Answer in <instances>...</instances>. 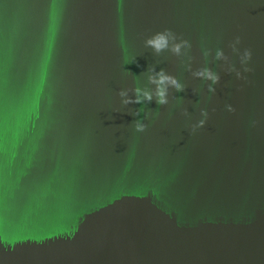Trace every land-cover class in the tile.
<instances>
[{
    "label": "water",
    "instance_id": "water-1",
    "mask_svg": "<svg viewBox=\"0 0 264 264\" xmlns=\"http://www.w3.org/2000/svg\"><path fill=\"white\" fill-rule=\"evenodd\" d=\"M0 264H264V0H0Z\"/></svg>",
    "mask_w": 264,
    "mask_h": 264
},
{
    "label": "clouds",
    "instance_id": "clouds-1",
    "mask_svg": "<svg viewBox=\"0 0 264 264\" xmlns=\"http://www.w3.org/2000/svg\"><path fill=\"white\" fill-rule=\"evenodd\" d=\"M178 37L171 29H165L162 32H157L153 36L149 37L145 41V47L151 48L155 54L160 55L165 51H170L176 56H182L184 54L185 49H191L192 45L190 41L186 39H180L177 42ZM241 43L240 37H236L235 42L232 43L231 47L234 52H239L237 47L238 44ZM210 55L209 51H204V56L207 57ZM215 59L217 61L224 60L227 61L228 57L225 55L222 49H217L215 53ZM252 59V52L249 49H246L240 57L241 64L247 65L249 61ZM136 63V58H125L124 64H132ZM127 70V69H126ZM128 71V70H127ZM230 72H236L237 77H241V73L235 69V66H232L229 69ZM245 72L252 71L251 68L245 67ZM131 73L130 71H128ZM150 73L147 76L148 84L155 85V89H151L149 87H141L139 76L136 77V86L133 89H121L119 92V96L121 97V102L123 105L127 106L130 104H139L142 105L138 110H136L133 114L141 117V113L144 112V105L151 103L155 100L158 106H164L169 103V90L170 88L175 89L177 92H184L185 85L181 83L176 77L169 75L165 72L163 68L159 71L155 69V67H150L148 69ZM193 75L204 81H211V84L208 85V91L210 93H215L216 88L215 85L220 82L221 77L218 73L211 70L209 67H203L193 73ZM129 92L134 93V98L129 95ZM182 101V98H181ZM229 111H235V109L229 105ZM151 115V112H148L145 116L141 117L134 121V128L136 132H144L147 128V125L144 122V119ZM159 115V112H157ZM187 115V112H185ZM207 110L202 111V116L204 119L200 120L198 124L193 126V132L197 129L202 128L206 120L208 118Z\"/></svg>",
    "mask_w": 264,
    "mask_h": 264
}]
</instances>
